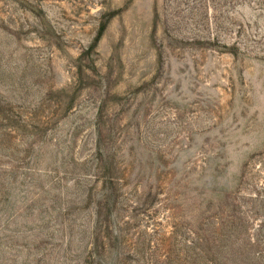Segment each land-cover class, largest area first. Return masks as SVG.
<instances>
[{"label": "rangeland", "instance_id": "obj_1", "mask_svg": "<svg viewBox=\"0 0 264 264\" xmlns=\"http://www.w3.org/2000/svg\"><path fill=\"white\" fill-rule=\"evenodd\" d=\"M0 264H264V0H0Z\"/></svg>", "mask_w": 264, "mask_h": 264}]
</instances>
